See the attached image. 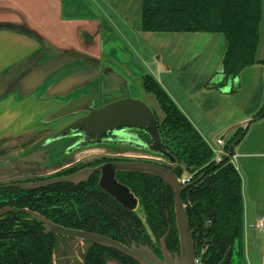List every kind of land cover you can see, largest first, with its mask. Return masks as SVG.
<instances>
[{
    "label": "trees",
    "instance_id": "1",
    "mask_svg": "<svg viewBox=\"0 0 264 264\" xmlns=\"http://www.w3.org/2000/svg\"><path fill=\"white\" fill-rule=\"evenodd\" d=\"M260 23L264 24L262 0H141V31L223 34V79L212 83L213 87L223 86L248 65H264V58H256ZM142 86L154 95L163 112L158 131L163 148L175 159L174 163L154 162L172 169L178 177L192 175L181 198L195 254L202 264H219L229 252V264H246L242 181L230 159L246 128H236L217 162L212 148L156 78L145 73ZM263 116L264 99L252 121ZM118 179L138 197L145 221L101 190L94 176L79 185L57 182L26 189L0 184V264H54L58 240L69 239L45 233L43 222L25 209L56 224L102 234L126 246L148 245L154 252L156 242L165 235L168 250L179 252L172 188L160 177L143 172L120 171ZM88 244L80 264H108L109 260L139 264L115 248Z\"/></svg>",
    "mask_w": 264,
    "mask_h": 264
},
{
    "label": "crops",
    "instance_id": "2",
    "mask_svg": "<svg viewBox=\"0 0 264 264\" xmlns=\"http://www.w3.org/2000/svg\"><path fill=\"white\" fill-rule=\"evenodd\" d=\"M108 2L0 0V24L22 25L38 35L36 39L26 32L0 29V74L20 60L43 52L15 75L0 77V158L27 150L41 141L51 128L70 120L67 126L83 115L86 108L102 104V99H109V102L126 96L141 98L131 93L132 80L142 83L144 75L143 72L136 75L129 69L128 64L133 60L131 50L119 45L111 28L102 32L101 16L105 10L103 6ZM128 3L129 0H112L116 7L122 6L118 9L121 16H127ZM137 34L151 50V58L156 56L153 60L159 71L154 73L156 80L199 131L214 154L223 151L225 141L236 129H231L223 139L221 136L231 126L252 118L263 103L264 65L259 62L248 65L236 77L227 79L223 86L213 87L212 83L223 79L222 75L215 72L225 50L222 33L140 30ZM260 44L259 36L256 52L258 60L264 58V41L262 47ZM108 50L110 53L106 55ZM67 52L84 54L98 60L100 64L93 71L94 65L69 70L87 63L80 61L78 64L66 65L44 81H36V74L41 72L39 69L45 60ZM99 67L102 68V72L98 73L100 77L90 79V75L97 72ZM79 69L87 70L82 71L72 84L57 89L53 85ZM161 73V77H158ZM107 74L116 76L119 81ZM85 75L87 79L83 78ZM51 85L56 89L54 96L44 98L46 87ZM13 88V92L9 91ZM85 88L86 92L77 95L78 102L75 103L72 98L76 96L72 94ZM60 94H64V97ZM69 101L74 102L69 106L70 113L59 119L49 118ZM71 117L75 118L71 120ZM15 131L20 134L14 135ZM217 139L223 143L216 144ZM230 159L242 181L245 254L248 256L246 264H264V229L253 227L257 220L264 219V116L246 126V132L235 145Z\"/></svg>",
    "mask_w": 264,
    "mask_h": 264
},
{
    "label": "water",
    "instance_id": "3",
    "mask_svg": "<svg viewBox=\"0 0 264 264\" xmlns=\"http://www.w3.org/2000/svg\"><path fill=\"white\" fill-rule=\"evenodd\" d=\"M0 29H15L21 32H26L34 38L38 39V35L29 30L27 27L22 25H14V24H0ZM39 53V52H38ZM34 53L19 62L15 63L6 71L0 74L4 77H11L21 71L26 65L30 63V61L34 58H37L36 55H43L41 53ZM223 59L224 52L216 66L215 72L222 75L223 73ZM80 61L91 62L94 64V68L92 67V71L98 67L100 64L98 60L86 56L84 54L78 52H67L64 55H60L57 57H51L44 61V64L39 69L41 72H37V80H46L53 73L61 70L63 67L69 64H78ZM102 69V68H101ZM99 67V70L90 75V79H94L95 76L100 77L98 74L99 71L102 70ZM87 69H79L74 73L57 80L53 85L57 87L67 86L72 84L73 80L78 79V76L82 71H86ZM38 71V70H37ZM106 74V73H105ZM113 80L119 81V79L114 75H108ZM87 79V75L83 78ZM53 85L46 87L45 92L43 94L44 98L54 96ZM9 91H14L10 89ZM61 92V91H60ZM64 94H60L63 96ZM64 97V96H63ZM80 97V96H79ZM72 98V100H75ZM70 100V101H72ZM68 102L63 107L55 110L49 118L52 120L59 119L65 114L70 113L69 106L74 102ZM68 109V110H67ZM252 121V118L246 119L238 124L231 126L225 134L221 137L222 139L225 137L226 133H228L231 129H236L238 127L246 128V126ZM121 127H133L137 129L144 130L150 138V143L145 144L139 141H135L140 143L151 155L156 158H166L170 161V163H174V157L162 146V139L160 132L158 131V118L156 114L150 109V107L144 103L140 99L132 98L130 96H126L125 98L116 99L109 101L105 104H100L98 106H91L86 108L85 113L74 121L65 126L62 130L55 132L51 135L48 140L54 138V136L63 133L66 130H82L85 134L88 135H96L99 137L103 132H107L113 129L121 128ZM222 158L217 160V162L221 161ZM99 171V179L98 186L107 192L116 202H118L123 208L128 210L136 209L138 204L137 197L133 194L130 188L118 181L116 178V173L120 171H133V172H143L148 174H153L160 177L166 185H169L174 194V211H175V222L178 231L179 238V252H174L172 254L165 246V235L161 238V253L162 258L158 257L156 253L153 251L151 247L148 245H132L126 246L125 244L102 234H98L95 232H90L86 230L69 228L59 224H56L44 216L33 212L31 210L25 209L31 215L40 219L44 224V232L50 233L58 236H63L67 238H77L84 241L92 242L95 244H99L102 246L112 247L120 252L134 258L139 264H193L195 259V246L192 239V231L190 229L188 216L185 209V204L181 198V192L185 188V186L180 185L179 177L174 173L172 169L166 168L160 164L155 162H148L142 160H127V161H114V162H105L101 165L94 168H86L81 171H78L74 174L67 176H60L49 178L46 180H39L33 182H21L14 183V185H18L22 188L32 189L38 188L42 186H46L55 182L60 181H79L84 179L89 173ZM2 211H6L3 209ZM219 264H229V252L226 254V257Z\"/></svg>",
    "mask_w": 264,
    "mask_h": 264
},
{
    "label": "rangeland",
    "instance_id": "4",
    "mask_svg": "<svg viewBox=\"0 0 264 264\" xmlns=\"http://www.w3.org/2000/svg\"><path fill=\"white\" fill-rule=\"evenodd\" d=\"M107 2L108 3L103 6L105 10H103V16H101L102 32L107 28H111V30H113L114 34L117 37V42H119V45L121 44L122 47H126L127 49L131 50L130 52L132 55L130 56H132L133 60L128 64V67L131 71H133L136 75L141 74L142 72L144 74L150 73L157 78L156 74L159 71L156 70V63L153 62L156 56L154 55L153 58H151V50L147 47L148 45L139 38L137 34V32L140 31L139 23L141 0H129L130 4L128 3L126 5L127 16H121L120 13L118 14V9L122 6L118 5L116 7L114 4H112V0H107ZM262 14L264 15V2L262 4ZM259 36L261 42L260 45L262 47V43L264 41L263 23H260L259 26ZM118 49L119 48H117V50ZM109 51L110 50H108L106 55H109ZM161 75L162 73L158 75V77H161ZM132 83L133 85L131 93L137 97L140 96V100H142L150 107V109L156 114L158 119H161L163 117V112L159 108L154 95L144 91L140 80L136 81V79H133ZM43 121H45L44 123H46V119H44ZM20 129L23 130L26 128ZM22 130H20V132L23 134L24 132ZM19 134V131H15L14 135ZM8 135H11V137L14 136L12 134ZM59 135L54 136V138L48 140L44 144L42 143L41 145L30 147L27 150L21 151L17 154H13L12 156L0 158V184L21 183V180L33 176L37 178L44 177L60 164L68 163L69 161L78 158H81L82 160H88L89 158L93 157V155H85L97 152L96 150L85 151L83 149H78L72 156H69V154L66 153H58L57 151L53 150V144L49 142L55 138H58ZM99 147L101 148L103 146L100 145ZM220 155L222 158L223 153H221ZM243 238H245V236H243ZM88 245L89 244L87 241L81 239L60 238L56 246L54 264H80L83 259V254L85 253ZM243 245L244 257L246 260L248 256H246L245 254V239L243 240ZM108 264L120 263L116 260H109Z\"/></svg>",
    "mask_w": 264,
    "mask_h": 264
},
{
    "label": "flooded vegetation",
    "instance_id": "5",
    "mask_svg": "<svg viewBox=\"0 0 264 264\" xmlns=\"http://www.w3.org/2000/svg\"><path fill=\"white\" fill-rule=\"evenodd\" d=\"M92 65L94 64L87 62L85 64L75 66L74 68H71L69 70L72 71L73 69L76 70L79 67H83V66L90 67ZM89 87L90 86H87V88ZM82 90L83 89L74 91L72 95L73 96L81 95L83 92H86L87 89L85 88L83 91ZM108 100L102 99V104H105V102H107ZM74 118L71 117V120ZM67 123L57 125L56 128L55 127L51 128V131L48 134H46L45 137L41 141H39L32 147H35L36 145H41L42 143L43 144L46 143L48 141V138L51 135H53L58 130L59 131L62 130ZM131 139L135 141L137 140L145 144L150 143V138L146 137L145 132L142 129H137L133 127H121V128L113 129L107 132H103L99 137H97L96 135L85 134L82 130H75V131L66 130L63 133H60L58 138H55L49 142L53 144V150L61 154L62 153L69 154V156L70 155L72 156L74 152L78 149H83L85 151L96 150L97 152H94L93 154L85 155V156L93 155V157L89 158L88 160H82L81 158L71 160L68 163L58 165L54 170H52L48 175H45L44 177H39V178L35 176L27 177L26 179H23L20 182H33V181H39V180H46V179L54 178V177L67 176V175L74 174L86 168L97 167L105 162L127 161V160H142V161H148V162L156 161V162H165V163L169 162V160L166 158L161 159V158L154 157L140 143L132 141ZM100 145H102L103 147L100 148L99 147ZM107 150H111V151H107ZM118 173L119 172L116 173L117 179H118ZM99 175H100L99 171H94V172L89 173L84 179L79 180V181H73L71 183L73 185H79L83 181L89 180V178L94 176L96 177V181L98 185ZM60 182H67V181H60ZM128 211H133L137 213V215L141 216V219L145 221V216L140 207L139 199H138V204L136 206V209L128 210ZM162 237L159 238V240L156 242V245H155L156 246L155 253L160 258H162L161 241H160ZM165 246H166V242H165ZM174 252L175 251H171L172 254H174Z\"/></svg>",
    "mask_w": 264,
    "mask_h": 264
},
{
    "label": "built area",
    "instance_id": "6",
    "mask_svg": "<svg viewBox=\"0 0 264 264\" xmlns=\"http://www.w3.org/2000/svg\"><path fill=\"white\" fill-rule=\"evenodd\" d=\"M222 143H223V141L221 139H217V144H222ZM221 153H223V151H221V152L217 153V155H215V160L216 161L221 158V155H220ZM191 177H192L191 174H187V173L183 174L181 177H179L180 185L185 186L187 183L190 182ZM253 227L255 229H258V230L264 229V219L257 220L253 224ZM193 264H202L201 263V257L199 255L195 256Z\"/></svg>",
    "mask_w": 264,
    "mask_h": 264
}]
</instances>
